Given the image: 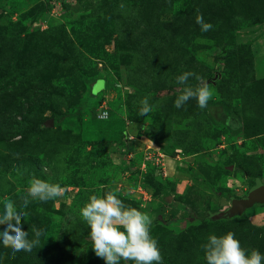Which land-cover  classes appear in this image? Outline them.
Returning a JSON list of instances; mask_svg holds the SVG:
<instances>
[{
    "label": "rangeland",
    "instance_id": "1",
    "mask_svg": "<svg viewBox=\"0 0 264 264\" xmlns=\"http://www.w3.org/2000/svg\"><path fill=\"white\" fill-rule=\"evenodd\" d=\"M184 72L212 85L207 108L174 106L200 84ZM33 177L65 194L20 208ZM257 179L264 0H0V214L12 200L29 239L45 230L31 252L0 242V264H105L80 209L110 191L151 215L163 264H206L201 246L228 232L264 254V204L223 217Z\"/></svg>",
    "mask_w": 264,
    "mask_h": 264
},
{
    "label": "clouds",
    "instance_id": "2",
    "mask_svg": "<svg viewBox=\"0 0 264 264\" xmlns=\"http://www.w3.org/2000/svg\"><path fill=\"white\" fill-rule=\"evenodd\" d=\"M197 24L202 32L212 30L210 23H205L202 15L197 16ZM190 77H195L200 84L194 89L186 86L175 100L176 108L183 107L190 99L195 98L198 106L205 109L214 96L210 83L197 76L194 72H184L176 78L178 84L187 85ZM138 115L151 113L153 108L148 98L141 101ZM259 186V185H258ZM66 189L60 184L49 183L33 177L29 181L27 195L23 196L20 208L26 209L31 200L43 203L57 201L65 194ZM28 213L18 210L12 200H5L3 212L0 214V225L6 226L0 232V242L10 248L13 254L24 251L31 252L41 242L44 236L43 228L32 227L33 238L29 239L28 231L22 228V221ZM80 216L88 225L92 250L105 264H163V256L158 241L151 236L153 219L147 212H142L126 205L114 192L104 196L92 195L89 202L80 209ZM206 264H264V254L258 250L250 251L243 248L233 232L217 237L212 234L203 244Z\"/></svg>",
    "mask_w": 264,
    "mask_h": 264
},
{
    "label": "water",
    "instance_id": "3",
    "mask_svg": "<svg viewBox=\"0 0 264 264\" xmlns=\"http://www.w3.org/2000/svg\"><path fill=\"white\" fill-rule=\"evenodd\" d=\"M99 84H104V81H98L95 87ZM94 90L96 93L101 91L96 89ZM46 126L52 127L53 121L46 122ZM256 203L264 204V184L260 179L256 180V184L249 190L248 194L244 198L232 199L231 207L223 214H227L230 218L240 216Z\"/></svg>",
    "mask_w": 264,
    "mask_h": 264
},
{
    "label": "trees",
    "instance_id": "4",
    "mask_svg": "<svg viewBox=\"0 0 264 264\" xmlns=\"http://www.w3.org/2000/svg\"><path fill=\"white\" fill-rule=\"evenodd\" d=\"M98 81H104L103 79H98L97 81H96V83L93 85V88H92V95H96V92H95V86H96V84H97V82ZM14 125L16 126H20L21 125V122H18V121H15L14 122ZM224 216L223 217H225V218H230L227 214H223ZM203 221V220H202Z\"/></svg>",
    "mask_w": 264,
    "mask_h": 264
}]
</instances>
